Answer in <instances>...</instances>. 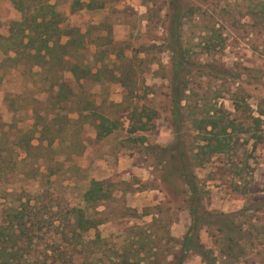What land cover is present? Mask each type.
<instances>
[{
	"label": "rangeland",
	"instance_id": "rangeland-1",
	"mask_svg": "<svg viewBox=\"0 0 264 264\" xmlns=\"http://www.w3.org/2000/svg\"><path fill=\"white\" fill-rule=\"evenodd\" d=\"M54 1L65 16L61 26L74 25L84 33V48L64 59L99 68V77L76 79L63 71L61 79L70 95L60 111L53 105L55 86L51 90L41 81L36 66L18 63L0 70V152L10 145L17 165L11 170L7 164L0 168V230L22 212L36 235L32 245L24 241L27 248H23L30 249L28 258L37 261L43 249L58 244L72 261L107 264L109 257L118 263L124 252L138 249L137 259L134 254L127 257L129 263L176 264L173 257H178L189 214L181 183L176 179L167 187L159 180L163 164L156 162L154 146L178 138L183 148L194 149L193 120L215 106L233 121L227 145L193 166V171L208 191L205 209L231 214L245 238L238 240L241 253L237 249L225 256L219 252L222 237L214 230L202 228L199 240L211 250L216 264H264V0H177L184 14L181 48L191 77L181 110L183 124L176 128L169 116L166 0H104L99 9L72 13L69 0ZM19 18L10 0H0V36L7 35L9 24ZM119 73L124 84L109 79ZM86 100L116 122L110 133L97 139L88 118L74 128L79 153H75L78 147L60 144L57 155L39 148L25 156L15 146L16 135L31 128L38 117L53 118L59 111L75 118L77 108L88 106ZM140 110L145 111L142 120L145 114L150 116L147 129L128 132V117ZM33 133L30 143L35 145L37 133ZM35 153L43 159L32 162ZM54 159L59 168L47 175L45 166H52ZM91 180L109 182L110 196L84 202L82 195ZM70 207L99 220L81 233L82 240L94 234L102 239L93 247L95 261L79 244L75 254L68 234L63 242L58 238V233L69 230ZM181 264L206 263L187 253Z\"/></svg>",
	"mask_w": 264,
	"mask_h": 264
},
{
	"label": "trees",
	"instance_id": "trees-1",
	"mask_svg": "<svg viewBox=\"0 0 264 264\" xmlns=\"http://www.w3.org/2000/svg\"><path fill=\"white\" fill-rule=\"evenodd\" d=\"M104 0H71L69 11L72 13L77 9L94 10L103 6ZM13 7L20 13L18 20L12 21L7 30V35L0 36V51L3 54L0 59V70L6 66H14L18 63L30 66H36L39 69V76L43 83L49 85L53 92L54 106L62 111L65 110V104L69 101L67 95V85L61 79L63 71L70 72L74 78H92L98 79L99 68L94 72L85 64L77 61L64 59L70 56L72 52H77L84 48V33L76 27L61 26L65 16L56 9V2L51 0H10ZM166 16L167 24L166 31V48L169 52V66H168V82H169V111L170 123L173 127L183 124L182 108L183 102L186 98L189 87L187 85L191 74L187 69L186 52L181 48V18L183 17V10L180 9L177 0H166ZM100 64V63H99ZM63 68V69H62ZM60 71L59 73L57 71ZM117 79L124 84L120 73L117 76H109V79ZM48 79V80H47ZM65 103V104H64ZM84 108H77L75 110L77 116L69 118L67 113L59 111L53 114V118H48L46 115L38 117V120L33 121L31 128L25 131H20L14 138L15 146L20 147L25 156L30 155L32 149H43L57 155L58 145H63L65 148L78 147L75 153H79L80 144L77 138V130L79 125L90 118L95 131L97 139L107 135L116 127V122L108 120L105 116L95 110V107L86 100ZM204 115L193 120L195 134L192 135L194 140V149L187 150L180 140L175 138L174 141L164 146L155 145L157 148L154 157L158 164H163L160 174V181L167 187L174 180L181 183V194L184 197L183 202L189 214V224L179 241V254L174 255L176 264H181L187 253L197 255L201 261L206 264H216L215 258L210 253V249L206 248L199 240V231L202 228L212 229L215 233L221 235V242L223 246L220 247L219 252L222 256L233 254L237 249L239 253L243 250L238 246V240L244 239L240 227L235 226L231 219V214L222 211L206 210L205 198L207 197V190H204V185L199 181L193 171V166L201 165L208 161L213 154L223 151L227 145V131L232 126L233 121L226 117L225 112L215 106H210ZM141 113H131L128 117V126L126 130L133 132L136 130L147 129L150 116L145 114L146 118L142 120V114L145 111H138ZM47 113V112H46ZM48 114V113H47ZM58 115H60L58 117ZM57 117L54 119V117ZM147 119V122H146ZM197 122V124H194ZM64 124V128L63 125ZM151 125V124H150ZM67 128V130H66ZM73 128V129H72ZM176 128V127H175ZM68 136L66 133L70 130ZM37 133V144L30 143L31 133ZM34 134V133H33ZM178 137V136H177ZM45 141V144H42ZM10 145L2 148L5 152H0V168L10 165V170L16 165L12 160L10 152ZM81 149V148H80ZM1 151V150H0ZM152 153V152H151ZM69 153L65 154L68 158ZM39 153H35L32 157V162L42 160ZM171 159L175 160V164L170 166L166 162ZM54 162L52 166H45L47 175L53 173L59 168V164ZM169 166V167H168ZM37 168H35V171ZM110 183L101 180H91L87 189L83 192L82 199L84 202L96 203L106 197H109L108 188ZM37 211V210H35ZM69 230L58 233L60 241L66 240L65 235H69L73 241L72 250L75 254L78 253L76 245L79 244L81 248H85L89 259L95 261L94 248L98 247L102 241L98 234H94L93 238L88 240L81 239V233L87 229L94 228L99 220L88 217L83 214V211L76 208H69ZM37 218V215H35ZM22 212H17L10 218L6 227H1L0 230V264H93L89 260L72 261L69 254L58 244H52L42 250V259L37 261L30 257L26 245H32L36 240L35 232L26 226ZM28 229L30 234L25 233ZM129 233V232H128ZM26 235V236H25ZM25 236L26 238H22ZM156 237V236H155ZM5 241V242H1ZM155 242V240H154ZM31 243V244H30ZM91 247V248H89ZM139 250H129L121 255V262L115 263L106 258L107 264H137V262H128L127 257L134 254L137 259ZM81 252V251H80ZM117 253V252H114ZM105 252L103 256L105 257ZM235 256V255H234ZM236 257V256H235ZM28 259L29 262L26 260Z\"/></svg>",
	"mask_w": 264,
	"mask_h": 264
},
{
	"label": "crops",
	"instance_id": "crops-1",
	"mask_svg": "<svg viewBox=\"0 0 264 264\" xmlns=\"http://www.w3.org/2000/svg\"><path fill=\"white\" fill-rule=\"evenodd\" d=\"M70 2H71V0H69ZM70 2H69V4H70ZM104 5V4H103ZM77 10H86V9H77ZM76 11V10H75ZM74 11V12H75ZM87 11H92V10H87ZM70 12V11H69ZM71 27L73 26V27H76V26H74V25H70ZM97 68V67H96ZM96 68H94V70H92L91 69V72H94L95 70H96ZM90 122V121H89ZM91 123V122H90ZM93 126V125H92Z\"/></svg>",
	"mask_w": 264,
	"mask_h": 264
}]
</instances>
